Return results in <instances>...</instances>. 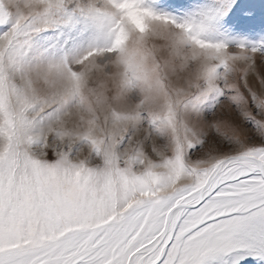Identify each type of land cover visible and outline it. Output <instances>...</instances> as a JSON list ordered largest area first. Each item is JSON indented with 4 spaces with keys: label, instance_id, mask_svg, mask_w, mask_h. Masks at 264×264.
I'll return each instance as SVG.
<instances>
[{
    "label": "snow or ice",
    "instance_id": "snow-or-ice-1",
    "mask_svg": "<svg viewBox=\"0 0 264 264\" xmlns=\"http://www.w3.org/2000/svg\"><path fill=\"white\" fill-rule=\"evenodd\" d=\"M0 264H264V0H0Z\"/></svg>",
    "mask_w": 264,
    "mask_h": 264
}]
</instances>
